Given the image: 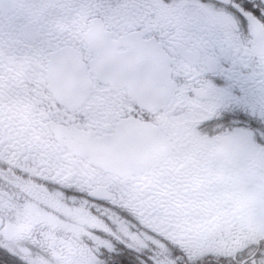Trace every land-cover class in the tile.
I'll use <instances>...</instances> for the list:
<instances>
[{"label": "snow or ice", "instance_id": "1", "mask_svg": "<svg viewBox=\"0 0 264 264\" xmlns=\"http://www.w3.org/2000/svg\"><path fill=\"white\" fill-rule=\"evenodd\" d=\"M0 264H264V0H0Z\"/></svg>", "mask_w": 264, "mask_h": 264}]
</instances>
